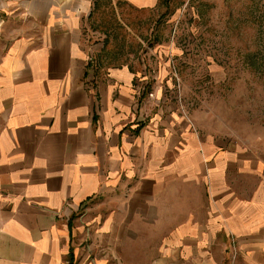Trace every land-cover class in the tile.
<instances>
[{
	"label": "crops",
	"instance_id": "0c3cea01",
	"mask_svg": "<svg viewBox=\"0 0 264 264\" xmlns=\"http://www.w3.org/2000/svg\"><path fill=\"white\" fill-rule=\"evenodd\" d=\"M94 2L0 0V264H264V146L98 72Z\"/></svg>",
	"mask_w": 264,
	"mask_h": 264
},
{
	"label": "rangeland",
	"instance_id": "374dc122",
	"mask_svg": "<svg viewBox=\"0 0 264 264\" xmlns=\"http://www.w3.org/2000/svg\"><path fill=\"white\" fill-rule=\"evenodd\" d=\"M89 42L100 73L150 72V109L174 108L201 134L264 146V0H161L152 10L96 0Z\"/></svg>",
	"mask_w": 264,
	"mask_h": 264
},
{
	"label": "trees",
	"instance_id": "16d2710c",
	"mask_svg": "<svg viewBox=\"0 0 264 264\" xmlns=\"http://www.w3.org/2000/svg\"><path fill=\"white\" fill-rule=\"evenodd\" d=\"M96 1V0H95Z\"/></svg>",
	"mask_w": 264,
	"mask_h": 264
}]
</instances>
